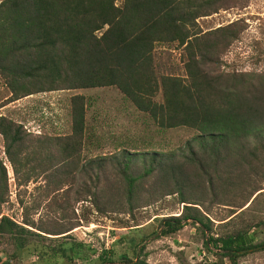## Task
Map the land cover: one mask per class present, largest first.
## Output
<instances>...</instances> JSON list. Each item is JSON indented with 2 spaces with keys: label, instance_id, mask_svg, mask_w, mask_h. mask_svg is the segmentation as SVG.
<instances>
[{
  "label": "trees",
  "instance_id": "16d2710c",
  "mask_svg": "<svg viewBox=\"0 0 264 264\" xmlns=\"http://www.w3.org/2000/svg\"><path fill=\"white\" fill-rule=\"evenodd\" d=\"M228 1L5 0L0 4V76L14 101L61 90L116 88L158 128L194 131L196 136L178 152L153 151L143 159L137 151L133 157L124 151L116 166L125 174L140 160L149 185L144 193L180 197L182 212L156 218L155 237L176 235L189 223L199 225L208 233L209 248L230 264H239L241 258L264 251V242L252 239L254 225L221 234H214L213 227L218 221L220 228H230L264 194V85L218 69L221 56L246 31L244 23L209 32L198 24ZM157 44L184 49L185 78L159 80ZM160 89L164 101L158 104ZM72 102L73 134L58 141L60 158L74 166L88 130L85 97L75 96ZM0 136L18 188L29 185L37 174L31 164L38 154L23 128L0 117ZM102 167L100 163L97 169ZM68 170L59 172L65 175ZM94 182H101L99 175ZM8 185L0 158V236L9 235L22 251L33 233L3 215ZM213 206L226 208L230 216L213 218ZM131 246L136 254L143 251L136 239ZM70 250L76 251L72 247L57 252L68 255ZM112 255L113 249L103 251L99 260L115 264ZM122 257L120 264H147L140 256ZM0 264H9L8 259L0 258Z\"/></svg>",
  "mask_w": 264,
  "mask_h": 264
},
{
  "label": "rangeland",
  "instance_id": "374dc122",
  "mask_svg": "<svg viewBox=\"0 0 264 264\" xmlns=\"http://www.w3.org/2000/svg\"><path fill=\"white\" fill-rule=\"evenodd\" d=\"M232 23H244L246 31L221 56L219 71L264 85V0H229L217 13L198 22L204 32ZM154 59L159 80L187 76L185 52L177 44H157ZM75 96L85 97L88 131L76 164L71 166L60 158L58 140L73 134ZM163 101L160 89L155 102ZM0 117L20 125L27 143L38 154L31 164L36 167L34 180L18 188L0 136V158L9 184L3 215L33 233L27 235V246L22 251L9 235L0 236V258H7L9 264H103L99 256L110 249L114 255L109 259L115 264L122 263L124 255L129 260L140 256L147 264H230L217 255L218 250L207 246L208 233L199 225L189 223L176 235L155 237L159 231L156 218L182 212L180 197L144 193V186L148 190L149 185L140 172V160L131 164L125 174L116 166L124 151L128 156L138 152L143 159L153 151L178 152L196 136L194 131L158 128L148 114L138 111L116 88L61 90L14 101L1 76ZM50 154L54 156L52 160ZM92 161L96 165L89 169ZM100 163L103 167L97 169ZM64 167L69 169L65 175L59 172ZM97 175L100 183L94 182ZM230 214L226 208L212 207L211 215L217 220ZM219 224L216 221L214 234L254 225L253 241L264 242V194L235 218L230 228H220ZM135 239L143 249L137 254L131 246ZM72 247L76 251L70 250L68 255L57 252ZM239 264H264V251L241 258Z\"/></svg>",
  "mask_w": 264,
  "mask_h": 264
}]
</instances>
